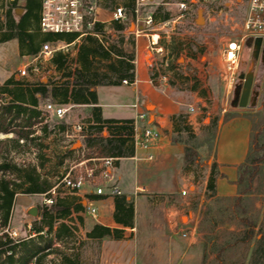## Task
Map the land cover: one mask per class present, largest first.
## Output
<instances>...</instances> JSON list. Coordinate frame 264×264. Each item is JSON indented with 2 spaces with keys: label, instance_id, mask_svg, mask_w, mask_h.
I'll list each match as a JSON object with an SVG mask.
<instances>
[{
  "label": "rangeland",
  "instance_id": "obj_1",
  "mask_svg": "<svg viewBox=\"0 0 264 264\" xmlns=\"http://www.w3.org/2000/svg\"><path fill=\"white\" fill-rule=\"evenodd\" d=\"M13 0H0V14L4 15L9 3ZM177 0H172L175 2ZM247 0H215L211 7H201L204 23L198 25V13L185 17L175 24L172 20L177 15L174 6L166 7L170 13V20L163 25H157L158 33L161 35L163 53L154 54V61L151 67V77L158 87H166V91L185 101H198L194 104L199 109L206 126H197V136L207 139V143L198 148L202 158L200 164L191 166L197 177L203 180L207 176L208 163L212 154V140L210 133L205 130L211 121L218 119L220 122L231 118L242 111L239 108V101L243 91L244 82L240 79L242 75L253 76V85L250 92L247 111L252 115L257 129L256 140L258 145L264 143V60L262 55L256 58L253 54V45L245 44L240 55V66L238 70L237 83L228 94L224 91L221 82V72L224 65V50L228 42L236 38V33L231 32V24L240 23L245 16ZM117 3L127 4V0H104L101 3L98 20L104 22V36L99 37L106 45L112 43L108 37L117 33L111 26L112 11ZM222 9V12H220ZM216 11L217 14L211 13ZM232 18V22L230 21ZM18 19V18H16ZM125 41L117 44L127 53L134 52V37L130 34L135 31L134 20L131 18L125 24ZM133 27V28H132ZM118 41V40H116ZM117 43V42H116ZM67 44V43H66ZM89 45L86 38L80 40L64 51L68 55L64 71L56 70L51 60H42L37 63L38 71L32 70L31 58L21 51L18 40H12L0 44V87L9 79L22 83L33 84L40 81L44 83H62L63 76L78 66L77 59L82 46ZM107 46V45H106ZM108 61L97 62L93 70L106 69ZM25 68L26 75L21 76L20 71ZM8 96L0 93V104L8 102ZM47 102H53L47 100ZM46 102V103H47ZM43 103L40 110L43 109ZM67 112L62 120H48V133L45 134L41 127H34V134L26 144L19 141L23 147L19 150L10 148L7 151V158L13 164L22 168L24 174H31L36 168L41 181L49 185L59 186V192L55 195L58 201H64L75 206L84 205L83 199L86 195L94 193L95 189L89 178L86 179L83 189L74 193L63 186L62 180L69 170L72 171V178L76 175L85 176L86 168L98 166L97 162H89L86 165H79L80 160L85 158V139H68L66 137L70 125L85 123L94 124L91 116V108H79L71 105H64ZM65 123V131L51 132V130ZM44 125V124H42ZM191 132L192 127L187 125ZM13 138V135H0V139ZM183 137H186L184 134ZM36 138V139H35ZM35 139V140H34ZM80 141L83 145L73 150V146ZM206 163V164H205ZM120 172V191L127 194V174ZM16 178L13 174L0 172V180ZM118 178V177H117ZM107 194L110 193L109 185L105 184L100 177L96 180ZM22 186L14 199L10 211V218L4 225L0 220V238L2 241L11 239L17 246L14 260L19 261L24 253L33 249L36 256L29 264H117L118 261L102 259L103 241L87 238V233L94 225L99 224L85 214V209L74 213L68 219L54 221L53 229L49 230V221L44 220L40 213L45 206L42 194L26 195L23 191L28 187V181L18 180ZM164 197V198H162ZM161 198L152 194L139 192L132 196L134 202L136 229L134 232L137 250V264H201L203 257V246L192 245L183 239L177 232L179 226H184L187 221L186 214L182 223H176L184 210L183 201L177 196L165 194ZM50 207V206H48ZM36 208L37 215L29 213L30 209ZM177 212H179L177 214ZM99 221L107 223L110 216L108 207L103 205L99 208ZM1 215V214H0ZM175 223L177 226L174 229ZM172 227V229L170 228ZM69 229L63 232L61 238L56 237L59 228ZM35 228H41L42 232L37 234ZM63 228V229H64ZM25 248V250H24ZM122 249H120L121 251ZM120 251H117L118 253ZM9 255V253H7ZM5 257L1 258V262ZM209 261V260H208Z\"/></svg>",
  "mask_w": 264,
  "mask_h": 264
},
{
  "label": "trees",
  "instance_id": "obj_2",
  "mask_svg": "<svg viewBox=\"0 0 264 264\" xmlns=\"http://www.w3.org/2000/svg\"><path fill=\"white\" fill-rule=\"evenodd\" d=\"M39 9L40 0H13L9 3L4 15L0 14V44L18 40L22 52L29 56H37L44 43L65 42L72 44L77 39V35L46 33L38 41V35L30 33L29 28L37 26ZM16 14L19 16L18 19H16ZM156 17L161 22H167L171 18L170 13L162 6L157 7ZM111 26L117 33L109 36L108 40L115 41V43L109 45L106 41V46L99 39L100 35L104 36L105 25L101 22L95 23L92 33L86 37L89 45L82 46L79 51L78 66L63 76L65 81L62 83L50 84L40 81L27 84L15 81L12 78L0 87L1 95L9 98L8 102L0 104V135H13V138L0 139V172L13 174L16 177L15 179L0 180V220L4 225L10 218L15 196L23 186L18 183V180L28 181V187L23 191V194L26 195L42 194L46 197H52L50 192L58 185H49L46 181H41L36 168L31 170V174H24L22 168H19L7 158V151L10 148L19 150L23 147L19 141H23L26 144L24 147L29 148L28 144L34 138L31 137L35 132L34 127L42 126L41 130L45 134L48 133V120L45 119L43 109L40 110L42 103L44 105L47 100H52V103L57 105L91 106V116L95 123L92 124L94 133L87 137L84 142L85 148L89 150L85 154L86 159L93 157L114 158L116 164L119 159L133 155V121L103 119L95 90L97 86H119L122 85L124 80L133 83L135 79V54L134 52L126 53L120 47L125 41L126 25L111 22ZM117 44L121 45L117 46ZM50 60L56 70L64 71L68 55L64 52H57L53 54ZM104 60L108 61L106 69L102 71L93 70L94 64ZM186 119L187 116L184 114L175 117L177 135L172 139L174 144H185L183 156L185 168L202 162L198 148L204 146L208 141V138L202 139L191 132L185 124ZM228 119L226 118L225 121ZM66 128L65 123H61V125L54 127L51 132L65 131ZM217 128L218 119H215L205 129L207 133H210L212 142H214ZM104 130L108 133L107 137L102 136ZM184 134H186V137H183ZM214 168L215 165H212V175L208 185V190L211 192L214 191ZM237 185L240 196L264 195V143L257 147L253 154L251 153L247 157L246 164L240 167ZM56 192L58 194L59 187ZM83 208L81 204L73 206L64 201H58L54 197V204L50 207L45 205L41 209L40 215L44 220L49 221L47 226L49 230H52L54 221L68 219L74 213L79 214ZM253 209L239 197L232 201L229 200V204L219 210V213L231 225H235L236 218H239L238 225L245 228V231L240 234L224 231L219 235L207 236L206 243L203 245L201 264H264V235L253 249L250 248L255 236L254 228L257 222L246 216ZM256 212L258 211L256 210ZM134 218L133 200H128L124 194L116 195L114 196L113 219L122 228H110L96 224L87 233V238L99 241L123 240L125 238L124 228H134ZM211 222L210 230L213 231L217 226V222L214 220H211ZM63 228H59L57 231V238H61L63 232L69 230ZM34 231L40 234L42 229L35 228ZM6 238L7 240L4 242L0 238V264H29L36 256L33 249H26L24 256L19 261L14 260L16 249L22 246L14 244L11 239H8V236ZM210 255L214 256L211 260H209ZM2 257H5L4 262H1Z\"/></svg>",
  "mask_w": 264,
  "mask_h": 264
},
{
  "label": "crops",
  "instance_id": "obj_3",
  "mask_svg": "<svg viewBox=\"0 0 264 264\" xmlns=\"http://www.w3.org/2000/svg\"><path fill=\"white\" fill-rule=\"evenodd\" d=\"M153 2L156 4L168 3L170 5L166 7H170L176 1L153 0ZM166 7L163 8L166 10ZM16 15V18H18V14ZM137 29L138 27L135 26V31ZM29 32L36 33L38 41L45 34L40 32L38 24L35 28H29ZM134 32H130V34L134 37L135 42V79L130 85L97 86L95 90L98 97V106L101 109L102 118L105 120L135 121L139 114L145 113L147 119L144 122H138L139 128L149 125L159 129L163 133V138L156 147L149 149L134 147L132 156L119 159L115 164L113 185L119 188L117 180L120 178V172H125L124 174H127V194L124 192L122 194L126 195L128 200H133L132 196H135L142 189H145L147 194H152L154 197L161 198L165 194H170L182 199L184 210L181 211L182 214L176 220V223L183 222V214L185 213L187 221L183 224L186 228L189 227L192 230L191 237L187 241L192 245L202 246L206 243V237L209 235H219L224 231L240 234L245 231V228L238 225L239 218H236L235 225H231L219 213L222 207L229 204V200L232 201L241 197L245 204L258 211L256 212L253 209L246 216L257 222L254 228L255 236L250 246L253 249L264 235V195L240 196L237 185L240 167L245 165L247 157L251 153L253 154L257 147H260L256 140L258 131L255 128L254 119L250 113L244 111L248 107L240 108L242 111L237 112L235 116L227 121L220 122L218 125L211 158L208 163L207 176L200 180L192 167L185 168L183 162L185 144H174L172 142L173 137L177 135L175 117L180 114L187 116L185 124L190 125L196 135L198 134L197 126H206V120L203 118L202 113H199V109L194 107V104L198 101H185L167 92L166 87H158L154 84L151 77L154 53L149 49L148 31L144 30L139 36H135ZM27 57L31 58L32 62L36 58V56L29 55ZM34 64L36 63L34 62ZM74 107L91 108L87 105ZM190 109H194V111L191 112ZM102 136L107 137L108 133L104 130ZM149 156H152L153 159L149 160ZM212 165H215L213 192L208 190ZM184 190L187 191L186 197L181 195ZM86 196L87 198L83 199V203L85 201L91 202L98 208V211L103 205L108 207L110 216L107 223L101 221L96 223L110 228H122L113 219V196L107 194L100 197L95 193H89ZM211 220L217 222V226L213 231L210 230ZM134 223V228H124L125 238L123 240H102L103 260L109 261L111 258L117 260V264H137L134 235L136 229L135 218ZM176 223L174 229L177 226ZM170 228L172 229L171 226ZM120 249L122 250L120 251ZM213 258L214 256H209V260Z\"/></svg>",
  "mask_w": 264,
  "mask_h": 264
},
{
  "label": "built area",
  "instance_id": "obj_4",
  "mask_svg": "<svg viewBox=\"0 0 264 264\" xmlns=\"http://www.w3.org/2000/svg\"><path fill=\"white\" fill-rule=\"evenodd\" d=\"M104 0H40V9L38 12V27L40 32L57 35H77V39L72 44L65 42H49L42 46L38 56L33 60L36 64L32 65L34 72L38 71L37 63L51 58L57 52H64L68 47L80 44V40L86 38L92 33V28L98 20L101 3ZM122 1V0H121ZM215 0H177L173 6L176 8L177 15L172 20L175 24L185 17L197 14L201 7H212ZM168 3L156 4L153 0H127V4L117 3L112 11L111 22H119L126 24L129 19L134 20V25L138 29L134 32L135 36H139L144 30L148 31L149 49L156 55L163 53L161 45V35L156 29L157 25H163L156 17V9L159 6H169ZM222 12V9L221 11ZM214 15L216 11H212ZM232 22V18H230ZM104 23V22H101ZM140 27V28H139ZM230 30L236 33V38L230 40L224 50V65L221 72V82L226 93H230L237 83L238 70L240 66V55L245 44L249 40H256L258 38L264 41V0H247L245 16L240 23L231 24ZM21 76L26 75L25 68L20 71ZM123 85H130L127 80L122 81ZM191 112L194 109H190ZM44 116L46 120H62L67 112L65 106L57 105L52 102H47L43 106ZM147 119V114L141 113L137 119L133 121L134 129V147L142 149H149L156 147L163 138V133L159 129H155L149 125L139 128L138 122H144ZM92 124L78 123L70 125L66 137L68 139L76 140L86 139L94 133ZM106 131V130H105ZM107 132V131H106ZM85 148V147H84ZM85 148V152H88ZM149 160L153 157L149 156ZM114 158H89L82 159L79 165H86L89 162H97L98 166L86 168L85 176L76 175L72 178V171L70 170L62 180L63 186L68 190L79 193L87 178L90 179L95 195L105 196L107 193L103 186L96 182L97 177H100L105 184L109 185L110 196L121 195L122 192L113 185ZM57 185L50 192L52 197L44 196L46 206L54 204V197L57 194ZM140 192L146 193L145 189ZM183 197L187 196V191L181 192ZM85 214L95 222L99 221V211L91 202L85 201L83 205ZM177 232L185 240L191 237V228L179 226Z\"/></svg>",
  "mask_w": 264,
  "mask_h": 264
},
{
  "label": "water",
  "instance_id": "obj_5",
  "mask_svg": "<svg viewBox=\"0 0 264 264\" xmlns=\"http://www.w3.org/2000/svg\"><path fill=\"white\" fill-rule=\"evenodd\" d=\"M196 23L198 25H201L204 23V18L202 13L199 11L198 13V19L196 21ZM249 44L253 45V54L256 58H258L260 55H262V59L264 60V41L260 38L252 41L249 40L248 42ZM240 79L244 82L243 84V91L240 97V101H239V108H247L248 107V101L250 98V92H251V88L253 85V76L252 75H242L240 77ZM82 145V143L80 141H78L74 146H73V150L77 149L78 147H80ZM31 215L36 216L37 215V209L33 208L30 210L29 212Z\"/></svg>",
  "mask_w": 264,
  "mask_h": 264
}]
</instances>
